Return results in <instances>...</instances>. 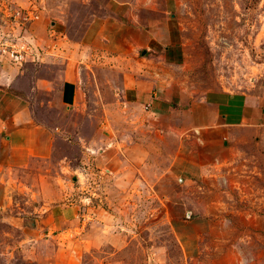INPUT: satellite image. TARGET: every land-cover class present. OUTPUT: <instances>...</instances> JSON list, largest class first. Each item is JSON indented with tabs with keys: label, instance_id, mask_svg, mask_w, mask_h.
Wrapping results in <instances>:
<instances>
[{
	"label": "rangeland",
	"instance_id": "obj_1",
	"mask_svg": "<svg viewBox=\"0 0 264 264\" xmlns=\"http://www.w3.org/2000/svg\"><path fill=\"white\" fill-rule=\"evenodd\" d=\"M85 1L86 10L76 0H0V69L16 77L22 72L30 119L55 135L52 162L39 168L56 169V181L49 180L59 188L45 192L48 201L40 188L34 197L26 188L7 194L0 264H264V132L244 135L248 140L232 151L231 165L216 166L212 147L190 137L181 143L161 132L164 125L147 129L137 111L108 106L105 113L94 97L84 111H67L39 87L38 79L57 81L59 69L74 60L64 48L78 41L95 7ZM164 3L172 53L155 62L163 83L191 101L263 92L264 0ZM41 13L62 16L64 36L49 32V24V39L39 35ZM183 158L187 169L196 168L195 161L205 168L183 172L187 178L180 182L172 172ZM27 178L36 193L38 179ZM38 205L44 206L39 213ZM69 205L76 206L75 225L48 220L52 214L45 209Z\"/></svg>",
	"mask_w": 264,
	"mask_h": 264
},
{
	"label": "crops",
	"instance_id": "obj_2",
	"mask_svg": "<svg viewBox=\"0 0 264 264\" xmlns=\"http://www.w3.org/2000/svg\"><path fill=\"white\" fill-rule=\"evenodd\" d=\"M76 1V7L88 9L85 0ZM93 1L96 2L95 7L80 38L65 45V54L74 60H68L65 67L56 73L55 78L59 82L54 77L37 81L39 87H47L55 98L61 99L67 111H84L87 98L91 97L101 99L105 113L108 106L124 113L132 109V112L140 113L141 123L147 129L164 125L166 130L161 132L175 134L181 143L183 137H190L197 143L212 147L211 155L214 153L216 166L231 165L235 159L232 151L238 144L247 142L245 136L263 135L264 90L256 96L229 99L213 96L191 101L187 94L168 87L169 84L162 82L161 75H156L157 65L164 63L172 53V31L168 20L170 9L166 7L165 0ZM57 19L41 13L39 35L49 33L47 24L49 30L60 36L65 34L62 16ZM60 36L57 37L58 46ZM44 38L49 39L48 35ZM138 54L142 56L138 58ZM157 61L158 64L155 63ZM93 65L105 68L96 69ZM20 76L0 69V215L9 210L11 203L6 197L11 192L24 193L26 188L27 195L34 197V194L39 196L40 188L43 199L47 201L49 196L45 192L49 189L59 192L54 182L49 180L56 181L57 170L52 169L49 174L48 170L39 168V164L49 165L52 162L55 135L49 126L30 119L29 101L21 92ZM50 104L54 105L52 101ZM184 159L179 160L180 166L174 165L172 172L179 179L183 176L187 178L183 173L185 171L191 173L192 169L196 172L195 169L205 168L200 161H195L196 168L187 169L188 161L183 165ZM29 176L38 179L35 180L39 182L36 193L24 183V177ZM75 207L69 205L66 209L52 207L45 210L52 214L47 217L51 222L65 220L73 226L77 220ZM43 208L38 205L37 213ZM13 219L20 220L17 217Z\"/></svg>",
	"mask_w": 264,
	"mask_h": 264
},
{
	"label": "built area",
	"instance_id": "obj_3",
	"mask_svg": "<svg viewBox=\"0 0 264 264\" xmlns=\"http://www.w3.org/2000/svg\"><path fill=\"white\" fill-rule=\"evenodd\" d=\"M49 32L52 33V30L49 31ZM22 48H23V47H22ZM11 55H12L11 57L14 58L15 61H18L19 59H22V56H20V55H15V56H14V54H11ZM108 172H109V171H108Z\"/></svg>",
	"mask_w": 264,
	"mask_h": 264
}]
</instances>
